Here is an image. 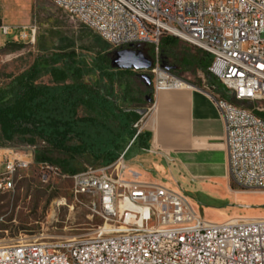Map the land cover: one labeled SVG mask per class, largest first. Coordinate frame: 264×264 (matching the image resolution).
<instances>
[{
	"label": "built area",
	"instance_id": "built-area-1",
	"mask_svg": "<svg viewBox=\"0 0 264 264\" xmlns=\"http://www.w3.org/2000/svg\"><path fill=\"white\" fill-rule=\"evenodd\" d=\"M49 1L112 49L149 44L153 94L186 85L158 64L160 40L170 35L211 56L207 71L230 98L264 102V0ZM28 28L33 38L35 27ZM0 32L9 34L11 27L0 22ZM158 71L167 79H158ZM213 99L224 124L230 180L242 190L264 193V119L256 113L264 105L246 108L220 95ZM138 125L112 163L61 175L71 180L75 197L96 198L102 225L70 240L23 236L0 242V264H264V217L211 221L180 191L125 171ZM25 149L17 157L16 148H0V192L11 191L32 163L35 146Z\"/></svg>",
	"mask_w": 264,
	"mask_h": 264
},
{
	"label": "rangeland",
	"instance_id": "rangeland-1",
	"mask_svg": "<svg viewBox=\"0 0 264 264\" xmlns=\"http://www.w3.org/2000/svg\"><path fill=\"white\" fill-rule=\"evenodd\" d=\"M0 22L11 27L9 34L0 32V89L12 87L14 80L34 62L41 66H46L43 62H48L55 67L63 66L64 62H75L84 73V83L99 84L97 64L105 53L95 44L98 36L49 0H0ZM30 26L35 27L33 38L28 36ZM23 33L27 36L24 39ZM195 51L194 46L181 40L173 48V52L179 55L192 54ZM158 55V64L163 71L182 80L204 79L203 74L196 68H183L177 63L174 64L165 55H161L160 51ZM133 72L138 77L139 72ZM145 73L153 79L150 72ZM50 80V76L44 74L37 82L49 84ZM139 80L143 82L142 79ZM125 87L133 96V84L116 82L114 85L116 92ZM150 93L153 96L152 87L146 92V97ZM226 96L227 99L230 98L228 94ZM230 101L246 108L256 106L250 101ZM120 105L140 107L127 101H121ZM79 114L83 115L84 112L80 110ZM127 141L128 134H125L120 141L122 148ZM25 146L27 145L20 143L13 146L20 151L16 152L17 157L28 153ZM48 152L55 158L66 157L61 152ZM75 164L83 169L96 165L88 155L76 157ZM62 174L64 173L58 168L46 169L32 161L27 170L20 172V178L16 179L11 191L0 192V242L23 236L54 242L88 235L102 225L103 221L96 213V198L87 195L75 197L71 180L61 177ZM181 182L179 184L172 179L171 184L187 197L192 208L203 218L218 220L220 218L217 212L230 211L233 212L231 217H264V193L242 190L230 180V190L241 196L239 200H232L226 180L208 178L194 183ZM62 201L66 205H60Z\"/></svg>",
	"mask_w": 264,
	"mask_h": 264
},
{
	"label": "trees",
	"instance_id": "trees-1",
	"mask_svg": "<svg viewBox=\"0 0 264 264\" xmlns=\"http://www.w3.org/2000/svg\"><path fill=\"white\" fill-rule=\"evenodd\" d=\"M178 40L164 35L159 43L161 55L183 68L194 67L204 76H211L207 71L211 56L198 48L192 54H176L173 48ZM95 44L105 53L97 64L99 84L84 83V73L75 62H64L61 67L34 62L14 80L12 87L0 89V148H13L19 143L35 146V164L55 165L66 175L84 170L75 164L76 157L90 156L96 163L92 167L106 166L117 158L122 149V137L128 134V138H132L135 134L133 124L145 111L140 107L152 101V94L147 101L148 88L132 70H119L110 65L115 49L99 36ZM135 50H140L153 62L149 44H139ZM44 74L50 76L49 84L37 82ZM116 82L133 84V96L126 87L116 92ZM121 101L140 107H122ZM253 103L264 105V102ZM80 110L83 115L79 114ZM256 113L264 119V112ZM139 137L146 138L147 134L140 132L135 140ZM48 151L61 152L66 157L55 158Z\"/></svg>",
	"mask_w": 264,
	"mask_h": 264
},
{
	"label": "crops",
	"instance_id": "crops-1",
	"mask_svg": "<svg viewBox=\"0 0 264 264\" xmlns=\"http://www.w3.org/2000/svg\"><path fill=\"white\" fill-rule=\"evenodd\" d=\"M184 81L183 87L157 91L151 102L140 107L145 109L138 120L140 131L147 137H139L129 146L123 162L125 171L175 190L172 179L179 184L223 179L231 199L239 200L241 196L230 190L224 124L213 99L217 95L228 98V93L211 76ZM232 213L217 212L220 219L211 221L231 218Z\"/></svg>",
	"mask_w": 264,
	"mask_h": 264
},
{
	"label": "water",
	"instance_id": "water-1",
	"mask_svg": "<svg viewBox=\"0 0 264 264\" xmlns=\"http://www.w3.org/2000/svg\"><path fill=\"white\" fill-rule=\"evenodd\" d=\"M138 46L139 44H130L126 48L116 49L111 58L110 65L119 70L138 71V77L142 79L144 85L150 89L151 77L145 72L152 67V62L149 58L144 56L140 50H135ZM146 99L150 101L149 97H146Z\"/></svg>",
	"mask_w": 264,
	"mask_h": 264
},
{
	"label": "bare ground",
	"instance_id": "bare-ground-1",
	"mask_svg": "<svg viewBox=\"0 0 264 264\" xmlns=\"http://www.w3.org/2000/svg\"><path fill=\"white\" fill-rule=\"evenodd\" d=\"M157 75V78L158 79H161V80H165V79H167V74L165 73V72H163V71H158L157 73H156ZM177 84V82H172V84ZM176 86H179V85H176ZM183 86H185L184 84H180V87H183ZM158 91H160V90H158ZM60 205H66V203L65 202H60L59 203ZM73 238V237H72ZM72 238H68V240H70V239H72ZM43 239V238H42ZM44 239H46V238H44Z\"/></svg>",
	"mask_w": 264,
	"mask_h": 264
}]
</instances>
